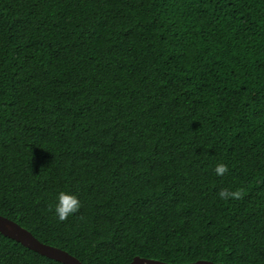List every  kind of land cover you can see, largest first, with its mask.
Returning a JSON list of instances; mask_svg holds the SVG:
<instances>
[{"label":"trees","instance_id":"trees-1","mask_svg":"<svg viewBox=\"0 0 264 264\" xmlns=\"http://www.w3.org/2000/svg\"><path fill=\"white\" fill-rule=\"evenodd\" d=\"M0 215L82 264H264V0H0Z\"/></svg>","mask_w":264,"mask_h":264},{"label":"water","instance_id":"water-1","mask_svg":"<svg viewBox=\"0 0 264 264\" xmlns=\"http://www.w3.org/2000/svg\"><path fill=\"white\" fill-rule=\"evenodd\" d=\"M0 233L11 238L25 247L63 264H82V262L67 251L41 242L30 231L19 225L17 222L0 215ZM130 264H174L163 262L161 260L135 257ZM180 264H223L221 262H213L209 260H198L189 263Z\"/></svg>","mask_w":264,"mask_h":264},{"label":"clouds","instance_id":"clouds-1","mask_svg":"<svg viewBox=\"0 0 264 264\" xmlns=\"http://www.w3.org/2000/svg\"><path fill=\"white\" fill-rule=\"evenodd\" d=\"M228 171L227 164L223 162H219L214 167V172L217 176H223ZM242 195V190H228L221 189L219 191V197L221 199L227 200L231 199H239ZM81 208V201L79 196L73 193L70 189L68 190H60L55 195V202L51 206V212L55 219L59 221H64L68 219L70 216L76 214Z\"/></svg>","mask_w":264,"mask_h":264}]
</instances>
